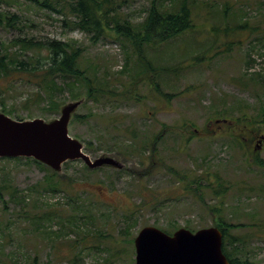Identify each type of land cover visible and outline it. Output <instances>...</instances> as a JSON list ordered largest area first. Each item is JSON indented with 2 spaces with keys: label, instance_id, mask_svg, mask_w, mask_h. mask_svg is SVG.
Listing matches in <instances>:
<instances>
[{
  "label": "rangeland",
  "instance_id": "374dc122",
  "mask_svg": "<svg viewBox=\"0 0 264 264\" xmlns=\"http://www.w3.org/2000/svg\"><path fill=\"white\" fill-rule=\"evenodd\" d=\"M153 1L113 0L109 6L121 20L138 25ZM157 1L175 10L183 3ZM188 6L193 29L146 46L148 66L109 29L101 41L91 42L80 30L63 26L64 14L30 0H0V14L12 18L0 22V49L29 60L31 53L20 54V38L78 41L85 51L81 66L92 73L95 87L113 92L97 102L85 95L73 101L68 90L51 98L37 85L40 78L14 71L0 76V111L5 107L15 120L49 122L60 117L63 106L81 102L70 135L93 160L109 156L124 165L90 169L71 161L55 172L63 185L52 193L49 172L40 165L0 160V264H136L134 240L142 228L172 234L210 228L216 217L209 207L221 208L229 223L244 225L232 232L245 241L241 258L264 264V167L252 162L256 155L264 160V131L253 129L264 120V0H189ZM57 81L64 85L62 78ZM89 112V121L76 120ZM222 120L232 121L231 129ZM138 129L148 138L163 132L158 150L164 166L144 155L126 161L108 150L117 132L130 141L129 133ZM85 141L92 142V150ZM189 171L190 177L219 172L226 194L213 198L206 192L200 202L186 190ZM16 190L26 201L13 199ZM48 211L61 219L47 220Z\"/></svg>",
  "mask_w": 264,
  "mask_h": 264
},
{
  "label": "trees",
  "instance_id": "16d2710c",
  "mask_svg": "<svg viewBox=\"0 0 264 264\" xmlns=\"http://www.w3.org/2000/svg\"><path fill=\"white\" fill-rule=\"evenodd\" d=\"M30 1L40 8L50 9L61 15L64 14L65 19L63 20V26L80 30L82 33L88 36L91 42L93 41L98 43L101 41L105 37L107 29H109L115 34L117 39L123 38L125 41H127L131 46L133 54L148 66L150 65V62H148V59L145 55L146 46L164 44L171 39L177 38L181 34L191 31L194 27L191 18V9L188 6L189 0H183L182 5L177 10L174 8L167 9L165 5L161 4L157 0H154L147 10L145 19L141 24L138 25L128 19L121 20L118 18V14L116 13L117 10L109 6L114 5L113 0ZM16 18L17 17L14 15L13 23H15L14 20ZM10 20H12L11 17L0 14V22L8 24ZM17 43L20 47V54L31 53L32 57L29 58V60H20L19 53L14 55L10 53V49L8 47L1 48L0 76L7 77L9 73L17 71L30 74L35 78H40V81L37 85H39L43 92L51 96V98H53L57 92H64L66 90L70 92L73 101L80 100L81 95H85L88 102L91 100L97 102L99 97L105 95V93L113 94L111 90L95 87L94 80L92 79V73L89 72L88 68L85 69L81 66L80 61L85 51L83 46L78 41H37L34 40V38H20L17 40ZM58 78H62L64 85L58 83ZM53 103L56 104L55 101H53ZM60 105L61 104L57 103V107L55 109H59ZM48 109L50 110L51 107ZM2 111L7 115L14 114L5 107L2 109ZM91 117L92 112H89L84 116L77 115L76 120L87 122ZM222 121L227 122L229 128L231 129L230 125L232 124V121ZM238 121L240 122V118H238ZM256 123L258 125L256 128H253L254 132H257L258 134L263 133L264 120L262 119L260 122ZM164 127L166 130L167 126L165 125ZM117 129L119 128H115V131ZM129 135L131 136V140L129 141L125 139L127 141L126 142L120 139L122 137L121 135H118L117 132V135L112 137L114 140V143L112 144L113 146L109 147L108 150H116L117 155H121L126 161L135 155H144L145 157L149 156L148 158H150V160H155V162L161 163L164 166L161 152L158 150V142L160 138L163 137V132L159 135L154 133L153 136L148 138L142 135L141 129H138L133 130L131 133H129ZM230 137L238 139V135L231 134ZM116 140H118L117 143ZM253 141L254 139L251 140V142ZM241 142L245 143L244 138ZM85 143L86 149L92 150V142L85 141ZM0 160H25L28 162H34L49 172L47 191L52 193L62 191V182L58 179H55L57 174L49 170L41 163L33 159L23 158ZM252 162L264 167V160L258 155L254 156ZM166 169L174 174L177 178H183L180 171H176L172 167H167ZM198 169L200 170V168ZM190 174L191 173L189 171L184 175V178H191L189 181H186V190H188V193L191 192L193 196L196 197L200 202L205 203L206 192L210 193L213 198H220L225 195L228 190L225 187V183L219 172L212 174L207 172L205 174L203 171L201 175L194 174L193 177H190ZM18 194H20V191L16 190L12 194L13 199L26 201V197L24 195L20 196ZM3 197L4 194L0 188V198L2 199ZM208 210L216 217L214 220V225L218 227L224 234L223 251L230 260L231 264H251L248 258H241L243 254L240 246L245 243L243 237H236L232 233L234 230L239 229L244 225L229 223L226 221L222 215L221 208L209 207ZM44 215L46 216L47 220L50 221H53L54 219H61L60 215H57L52 211H48ZM75 225L77 228H79L77 223H75ZM127 225L129 226V223ZM165 232L172 234L171 231L165 230Z\"/></svg>",
  "mask_w": 264,
  "mask_h": 264
},
{
  "label": "water",
  "instance_id": "95a60500",
  "mask_svg": "<svg viewBox=\"0 0 264 264\" xmlns=\"http://www.w3.org/2000/svg\"><path fill=\"white\" fill-rule=\"evenodd\" d=\"M81 102L62 107L59 118L18 121L0 111V158H31L56 173L69 161H83L90 169H123L117 159L103 156L93 160L84 145L72 137L69 124ZM224 235L218 227L192 232L186 228L172 235L159 228H142L134 240L136 264H231L223 251Z\"/></svg>",
  "mask_w": 264,
  "mask_h": 264
},
{
  "label": "flooded vegetation",
  "instance_id": "af4514ba",
  "mask_svg": "<svg viewBox=\"0 0 264 264\" xmlns=\"http://www.w3.org/2000/svg\"><path fill=\"white\" fill-rule=\"evenodd\" d=\"M261 137V136H260ZM262 139H264V137H261ZM260 142H261V140H260Z\"/></svg>",
  "mask_w": 264,
  "mask_h": 264
}]
</instances>
